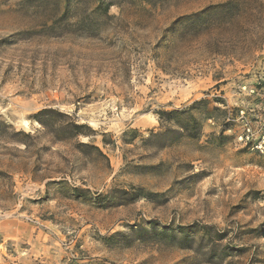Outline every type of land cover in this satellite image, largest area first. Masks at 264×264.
<instances>
[{
  "label": "rangeland",
  "instance_id": "rangeland-1",
  "mask_svg": "<svg viewBox=\"0 0 264 264\" xmlns=\"http://www.w3.org/2000/svg\"><path fill=\"white\" fill-rule=\"evenodd\" d=\"M0 264H264V0H0Z\"/></svg>",
  "mask_w": 264,
  "mask_h": 264
}]
</instances>
